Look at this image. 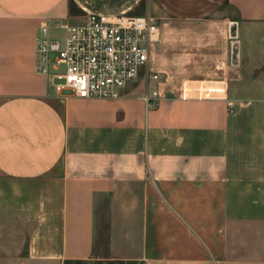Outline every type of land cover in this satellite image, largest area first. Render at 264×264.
<instances>
[{"label": "crops", "instance_id": "obj_1", "mask_svg": "<svg viewBox=\"0 0 264 264\" xmlns=\"http://www.w3.org/2000/svg\"><path fill=\"white\" fill-rule=\"evenodd\" d=\"M92 12L154 16L159 79L56 92L36 28ZM102 259L264 264V0H0V264Z\"/></svg>", "mask_w": 264, "mask_h": 264}, {"label": "built area", "instance_id": "obj_2", "mask_svg": "<svg viewBox=\"0 0 264 264\" xmlns=\"http://www.w3.org/2000/svg\"><path fill=\"white\" fill-rule=\"evenodd\" d=\"M61 28L64 34L54 36L44 20L35 35L36 72L46 76L56 92L115 99L142 72L159 79L149 68L151 47L160 34L151 14L92 12L81 22H64Z\"/></svg>", "mask_w": 264, "mask_h": 264}, {"label": "rangeland", "instance_id": "obj_3", "mask_svg": "<svg viewBox=\"0 0 264 264\" xmlns=\"http://www.w3.org/2000/svg\"><path fill=\"white\" fill-rule=\"evenodd\" d=\"M52 32V35H63L64 34V30L63 29H52L51 30ZM144 76V73L142 72L139 76V78L136 80L140 83L143 82L142 78ZM207 94V92L205 93H202V95H205ZM102 239L100 241H98L97 243L100 244L101 248H104V244H105V241H104V237H103V234H102ZM73 264H128V263H125V262H114V261H108V260H105V259H102V260H99V261H86V262H75Z\"/></svg>", "mask_w": 264, "mask_h": 264}]
</instances>
